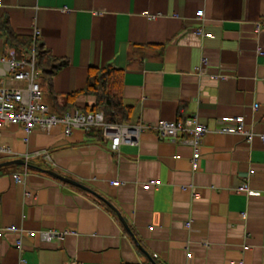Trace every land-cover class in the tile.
Wrapping results in <instances>:
<instances>
[{"label": "crops", "instance_id": "crops-1", "mask_svg": "<svg viewBox=\"0 0 264 264\" xmlns=\"http://www.w3.org/2000/svg\"><path fill=\"white\" fill-rule=\"evenodd\" d=\"M0 19L68 60L51 83L39 81L50 111L94 104L81 94L67 106L68 94L86 88L91 68L110 64L131 107L127 125L198 116L211 129L194 167L182 137L161 138L153 128L113 151L102 127L66 135L57 126L26 141L21 125H6L0 145L11 152L0 163L33 166L0 169V229L75 233L63 242L24 237L19 250L18 235L5 232L0 264H264V142L216 131L222 117L243 116L264 133V31L256 29L264 0H0ZM242 182L255 194L236 192Z\"/></svg>", "mask_w": 264, "mask_h": 264}, {"label": "built area", "instance_id": "built-area-1", "mask_svg": "<svg viewBox=\"0 0 264 264\" xmlns=\"http://www.w3.org/2000/svg\"><path fill=\"white\" fill-rule=\"evenodd\" d=\"M203 11L198 12L201 17ZM257 31H264V21L256 27ZM198 35L204 36L206 33L203 27L195 30ZM39 31L35 32L38 38ZM258 54L264 55V48L258 49ZM38 58L35 52L24 58H19L15 50L7 53L0 52V137L1 130L6 125H21L24 129V139L28 141L31 134L36 131L50 132L57 126L64 127V133L71 135L75 128L88 130L91 127H102L105 139L110 141V148L117 151L122 142L137 144L142 132L153 128L161 138H170L173 141L181 138L182 142L189 144L193 148L192 163L196 167L201 158V145L204 137L211 132L207 124L201 122L198 116L188 119H178L176 121H159L153 125L140 123L137 125L119 124L108 122L102 111L85 112L78 108H71L62 114L50 111L49 107L42 103L43 92L40 85V73L37 69ZM205 60L203 61V64ZM199 67L197 70H200ZM222 78V77H218ZM255 109L259 104L254 105ZM220 126L217 132L223 134H241L248 141L258 137L264 142V133H258L248 128L243 116H224L219 120ZM113 135V136H112ZM11 149L0 145V155L9 154ZM252 173V172H251ZM16 181H22V176L14 174ZM152 185H158L159 181H150ZM236 192H246L255 194L246 182H242L235 188ZM243 216L245 214L243 213ZM191 222L186 223L190 227ZM5 232L18 235L16 247L23 248L24 237H40L43 241L63 242L67 235L75 233L73 230L42 229L39 231L25 230L16 226H7L0 229V237ZM234 264V262H233Z\"/></svg>", "mask_w": 264, "mask_h": 264}, {"label": "trees", "instance_id": "trees-1", "mask_svg": "<svg viewBox=\"0 0 264 264\" xmlns=\"http://www.w3.org/2000/svg\"><path fill=\"white\" fill-rule=\"evenodd\" d=\"M0 36L5 38V51L15 50L19 58H24L35 52L38 58L37 69L41 78H47L51 83L52 77L68 60L52 56L38 39H28L13 33L7 19H0ZM118 71L112 65L103 68H91L86 88L79 92L68 94L67 106H75L81 94L92 95L96 102L79 108L85 112L102 111L108 122L126 124L131 120V107L124 102L118 80Z\"/></svg>", "mask_w": 264, "mask_h": 264}, {"label": "water", "instance_id": "water-1", "mask_svg": "<svg viewBox=\"0 0 264 264\" xmlns=\"http://www.w3.org/2000/svg\"><path fill=\"white\" fill-rule=\"evenodd\" d=\"M10 165H28V166H33L31 165L30 163L26 162L25 160H22V159H16V160H8V161H5V162H2L0 163V169L1 168H4V167H7V166H10ZM40 171L44 172V173H47L55 178H58L68 184H71L73 186H77L83 190H86V191H89V192H92L94 193V191H92L89 187H87L86 185L74 180V179H71L69 177H66L52 169H46V168H38ZM96 194V193H95ZM101 197L105 202H107L118 214L119 218L121 219V221L123 222V224L125 225V227L127 228V230L132 234L133 238H134V235L133 233L131 232L130 228H129V225L127 224L125 218L123 217V215L118 211V209L112 204L110 203L108 200H106L105 198H103L102 196H99ZM135 239V238H134ZM136 243L138 244V242L136 241ZM139 245V244H138ZM140 246V245H139ZM141 249H143L141 247Z\"/></svg>", "mask_w": 264, "mask_h": 264}, {"label": "rangeland", "instance_id": "rangeland-1", "mask_svg": "<svg viewBox=\"0 0 264 264\" xmlns=\"http://www.w3.org/2000/svg\"><path fill=\"white\" fill-rule=\"evenodd\" d=\"M41 84H42V89H41V90L43 91V89H44V88H43V82H41ZM46 100H47V99H46V97H45V101H46Z\"/></svg>", "mask_w": 264, "mask_h": 264}, {"label": "bare ground", "instance_id": "bare-ground-1", "mask_svg": "<svg viewBox=\"0 0 264 264\" xmlns=\"http://www.w3.org/2000/svg\"><path fill=\"white\" fill-rule=\"evenodd\" d=\"M113 136V135H112Z\"/></svg>", "mask_w": 264, "mask_h": 264}]
</instances>
